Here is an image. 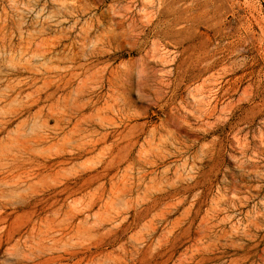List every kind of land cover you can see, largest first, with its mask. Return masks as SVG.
Segmentation results:
<instances>
[{"label":"rangeland","instance_id":"1","mask_svg":"<svg viewBox=\"0 0 264 264\" xmlns=\"http://www.w3.org/2000/svg\"><path fill=\"white\" fill-rule=\"evenodd\" d=\"M0 264H264V0H0Z\"/></svg>","mask_w":264,"mask_h":264},{"label":"bare ground","instance_id":"2","mask_svg":"<svg viewBox=\"0 0 264 264\" xmlns=\"http://www.w3.org/2000/svg\"><path fill=\"white\" fill-rule=\"evenodd\" d=\"M60 54V53H59Z\"/></svg>","mask_w":264,"mask_h":264}]
</instances>
